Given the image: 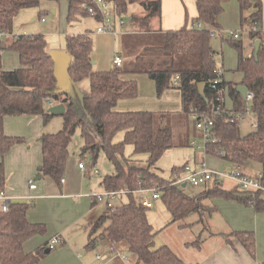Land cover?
I'll return each mask as SVG.
<instances>
[{"label": "trees", "instance_id": "trees-1", "mask_svg": "<svg viewBox=\"0 0 264 264\" xmlns=\"http://www.w3.org/2000/svg\"><path fill=\"white\" fill-rule=\"evenodd\" d=\"M108 1L113 4L115 18H123L128 4L135 2H139L146 11L141 24H146L152 16L160 14V0ZM228 1L196 0L197 15L194 20L200 26L188 27L183 24L178 29L166 30L161 43L148 48V51L157 54L155 60L162 59L161 62H140L131 68L123 66L96 71L91 58L93 43L90 33L66 35L64 51L69 56L71 90L63 89L57 83L53 59L43 34H22L7 46L18 53V68L4 70L0 55L1 155L13 145L24 142L21 136L4 133L3 118L7 115H40L45 125L55 115L47 111L49 106L46 101L51 100L52 104L63 103L65 106L63 126L57 132L43 133L39 138L42 162L37 174L49 176L57 185H61L69 145L77 128L83 141L82 152L88 151L95 158L98 151H102L114 163L115 172L104 176L100 184L104 190L123 189L127 200L116 211L104 213L89 222L87 247H92L102 237L109 242H124L127 250L143 264H199L184 262L168 245L155 246L156 232L146 216L148 207L142 204L143 192L151 188L157 190L159 198L171 213V222L183 219L190 213L203 212L208 208L202 203L206 198L221 197L255 211H264V197L258 192L241 190L237 185L225 189L221 183H214L193 198L185 195L182 185L177 186L171 182L173 179L167 180L151 170L161 155L173 147L172 127L165 120L169 114L148 110H115L120 99H133L138 94L136 81L123 78L128 72L147 74L154 82L157 97L166 89L176 88L180 93L182 113L186 117L191 112L205 111L209 114V109L216 103L215 90L210 87V83L218 77L209 31L220 28L218 18ZM84 2L90 1L69 0L67 21L79 16H90L81 7ZM39 3L40 0H0V33H11L14 18L21 8L36 7ZM237 3L241 26H255L254 30L249 29V38L252 41H264L261 0H237ZM248 9L251 12L244 15ZM93 17L97 21L101 20L98 13ZM224 40L236 53L235 70L242 75L237 85L246 86L252 99H243L232 83L222 81L219 84L225 89L224 97L231 100V107H224L220 115L212 116L211 135L215 141L205 144L204 153L239 169L249 160L264 166V49L260 48L256 57L253 52L245 56L240 38L230 36ZM84 79H88L89 88L78 98L75 86ZM200 81L205 82L204 96L197 90V82ZM247 113L255 117V127L242 135L238 128L239 119ZM119 133H123V137L116 141ZM126 145L133 147L129 157L123 153ZM138 154L147 156L145 164H138L137 159H132V155ZM183 168V165L173 166L171 174H179ZM4 187V163L0 161V191ZM32 205V202H10L7 211H1L0 208V264H35L45 255L49 240L40 243L32 251L24 248L32 238L44 236L47 232L44 223L29 222L27 211ZM230 234L250 255H254L252 230H235ZM226 241L233 246L230 237ZM198 242L195 240L192 243L198 246ZM259 264H264V259Z\"/></svg>", "mask_w": 264, "mask_h": 264}, {"label": "crops", "instance_id": "crops-1", "mask_svg": "<svg viewBox=\"0 0 264 264\" xmlns=\"http://www.w3.org/2000/svg\"><path fill=\"white\" fill-rule=\"evenodd\" d=\"M66 1H67V9H68L69 0ZM145 1H150V0H145ZM160 2H161L160 14L156 16H152L146 24H141V18L146 14L145 9L139 2H135V4H137V8L132 10V12L130 13L131 17L126 23L120 25L115 20L113 22V30L111 32L101 33L95 31V49L92 50L91 58L93 60V67L96 71H104L112 68L113 66L109 62L111 56L113 57L114 55H119L121 57L122 67L124 66L131 68L134 67V65L139 64L140 62L141 63L161 62L162 59L155 60L157 54L148 51V48L149 47L152 48L153 46L161 43L164 31L178 29L183 24H186L188 27L198 26V24L194 20L197 15L196 0H160ZM261 4H262V20H263L262 29L264 30V0H261ZM52 8L53 9L51 10V12L54 14L56 11L54 7ZM250 12L251 9H248L244 11V15H248ZM37 20H38L37 17H32L29 22L34 23ZM41 21L43 22L42 19ZM218 23L220 26L219 29L224 31L223 36L217 35L215 37H210L211 48L215 52L217 71L219 72V76L221 78V81H223V83H232L233 86L236 88L237 84L241 80L242 75L235 70L236 61H237L236 53L234 49H232L224 39L226 37L231 36L229 34L230 31L239 32L238 38L240 39L242 38L241 35L243 33V28L245 26H241L240 23V12H239L237 0H229L228 2L225 3L224 11L219 16ZM116 25L122 27L120 32L118 31V29L116 30ZM239 27L241 28V32L239 31L240 30ZM83 32H88V31L87 29L86 30L84 29ZM39 33L43 34L41 32L20 34L18 30L16 32L11 31V33L8 34L0 33L1 58L5 53L4 50L8 49L7 46L11 44L18 36H21L22 34L36 35ZM68 34L66 33L64 37ZM252 43L253 41L251 42V44H249L250 53L246 56H250V54L253 52ZM64 48H65V39L63 43H59L58 48L55 49V47H50L49 51L51 52L53 49L57 51H64ZM9 52L12 53V57H7V62H5V59L3 58V63H2V68L7 71L18 68L20 66L18 53L10 49ZM217 60L220 61L219 64H217ZM68 63H69V56H68ZM146 76L147 74L145 73L127 72V74H125L123 78L132 79V80L137 79L138 84L145 85L146 84L145 78L142 79L141 77H146ZM148 81L152 83L151 87H153L154 82L151 79ZM79 84L80 83H78L75 86V90H77V86ZM225 107L227 108L231 107V100L228 97H225ZM115 110L117 111L148 110L157 114L161 112H165L169 114V117L165 118V120L169 122L170 125L171 124L173 125V119L176 118L177 125L179 126L184 125L185 120L190 118L189 116L186 117L182 113L180 93L176 88L166 89L160 98L155 97L153 89L142 90V91L139 90L137 96L133 99H120L115 106ZM253 125H255V119L251 124V126L254 129ZM3 131L6 135L21 136L24 139V142L13 145L4 155L0 154V161H3L4 163V174H5V187L3 189V193L7 198L10 199L11 202H28V196L30 194L33 195L34 196L32 201L33 206L28 209L27 218L29 222L44 223L47 228V232L44 236H35L37 240H33V242H31L33 239L32 238L30 241H28L25 244L24 246L25 250L32 251L40 243L49 240L53 235L59 234L61 236V234L63 233V227L67 224V222H69L70 220L69 218L77 217L80 214H82L85 211L86 206L88 205L86 204L88 201L82 202V204L85 205L84 209H82L79 212H77L74 209L75 210L74 216H70L68 214L69 211L68 208H61L62 201L66 199L65 194L62 191V188H59L58 193L54 192L45 195V188L42 185L43 181H41L39 184L35 183V180H37L35 179L37 175V169L42 162V148L39 138L43 133H52L54 131L53 127L49 122L46 123L45 125L43 124L42 116L25 115V114L7 115L3 118ZM195 132L196 135H198V132L196 130ZM122 137H123V133H119L116 135L115 140L116 141L121 140ZM190 142L191 141L188 142L187 140V143H189V145H191ZM129 146H131V152H132L133 147L132 145ZM168 151L169 149L166 150L163 154L168 153ZM139 155L140 154L134 155L133 157L137 158L139 157ZM201 157H202L201 161L206 163L210 168L221 169L222 166L224 165H226V167L228 166L229 168L231 167V165L227 164L225 161L216 157L207 156L205 153H203ZM70 159L73 160L74 158H70L68 156L66 160L65 168ZM179 164L180 163L174 164L172 165V167L179 166ZM76 166H77V170L80 173L86 172L85 171L86 168L84 169L79 168L78 163ZM243 168L240 169L242 172L245 171V169ZM244 173L253 176L258 174L264 175V166L259 165L257 167V170L256 169L253 170V173H246V172ZM31 180L35 184L34 189L29 188V182ZM64 180L65 179H63L64 183L63 182L62 183L64 184V186H67L68 183L66 182V180L65 181ZM142 195L144 198L151 197L150 192L148 193L143 192ZM122 197L127 200L125 194L120 195L118 198L120 200H123ZM157 199H154L152 201V207L150 208L154 207ZM95 203H100V202H97L95 199H93V201H91L90 207H92ZM74 205L75 204L72 202L73 208ZM164 208L167 209L166 206H164ZM87 212H88V218H90L88 222L96 219V217H94V215L90 212V208L87 209V211L83 214L85 215ZM260 212L261 211H255V213H260ZM147 219L149 223L152 225L153 230L156 232V235L158 234V231L160 229H162L167 225V224L164 225L165 223L164 224L158 223L155 220L156 218L153 217L152 215H149ZM165 219L166 216L165 214H163L162 220ZM53 220H56L57 222H59V224L54 223ZM181 221L182 219L173 222L170 221L168 225L175 224ZM154 222H156L158 225L156 226ZM167 222L168 221H166V223ZM179 226L178 228H176L177 230H175L176 234L180 232ZM87 227L88 225L85 227V231H87ZM156 235L154 236V239ZM61 239L62 242L60 244L64 245L66 243V238L63 236V234L61 236ZM106 241L107 240L103 239L102 237L98 238L95 241V243L97 242L96 244H99L100 248L105 247V249L100 250L101 252L100 254L88 253L84 257L85 263L82 264H140L141 263L138 262L136 260V257L133 254H131L129 251L128 252L130 258L128 260L126 259V257L124 258L113 257V256L110 257L109 255L111 253L107 248ZM193 241H195V235H193V237L191 236V238H187V240H184L182 242L184 248L177 247L178 249H175L173 246L168 245L167 243L166 244L174 251V253L179 258H181L184 262L187 263L259 264V262L262 260V259L260 260L259 258H263V255H261V257L260 256L256 257L255 253L254 255H250L248 251L245 248H243V246H241L238 240H234L233 246L235 244L236 247L234 246V248H232L227 246L225 243L221 244L211 252V254L206 258V260H202L201 258H203L204 255L200 250V246L199 244L198 246L196 244L193 245L192 243ZM104 242L106 243L105 245H103ZM86 244L87 243H85V246ZM46 250H48V252L46 253H49L51 251L47 249V247ZM177 250H182V253ZM184 254H186L188 258L184 257ZM78 256L81 257V255ZM41 258H43V256Z\"/></svg>", "mask_w": 264, "mask_h": 264}, {"label": "rangeland", "instance_id": "rangeland-1", "mask_svg": "<svg viewBox=\"0 0 264 264\" xmlns=\"http://www.w3.org/2000/svg\"><path fill=\"white\" fill-rule=\"evenodd\" d=\"M52 7H54L56 11L54 14L51 12V10L53 9ZM135 8H137V4H128L126 12L122 15L124 23H126L130 19V13ZM66 13V0H40L38 6L24 7L18 11L12 27V31L16 32L18 30L20 34L41 32L45 36L47 48L49 49L50 47H55L56 49L59 47V43H63L65 39L64 35L66 33H81L84 31V29H87V31L92 36L94 50L95 31L97 27L101 26V22L97 21L91 15L79 16L75 20L67 21ZM32 17H37L38 20L34 23L29 22ZM41 19L43 20V22L41 21ZM108 19H110L111 21L108 22V24L111 25L115 20L116 22L118 21V17L115 18L113 14H111ZM121 28L122 27L116 25V30L118 29L119 32L121 31ZM244 28L248 30V27ZM244 28L243 30H245ZM239 31L241 32V28ZM241 36L242 45L244 46L243 54L246 56L250 53L249 44H251L252 40L249 38L248 33L245 31H243ZM53 51L57 50L53 49L51 52ZM4 52L5 53L2 57V63L3 58L5 59V62H7V57H12V53L9 52V49H5ZM112 58L113 57L111 56L109 62L110 64H112ZM219 63L220 61L217 60V64ZM141 78H145L146 84H138L136 79L135 81L138 85V92L139 90L142 91L153 89L155 97L160 98L161 96H156L154 83L153 87H151L152 83L148 81L150 80L148 76ZM88 88V79H84L77 86L76 96L78 98H81L82 95L86 93ZM74 100H76L75 97ZM254 119L255 117L252 113H247L239 119L238 128L240 134L245 135L253 130L251 124L253 123ZM48 122L53 127V132H57L58 130L62 129L63 126L62 114L51 116ZM171 127L173 147L169 149L168 153L162 154L161 157L156 161L154 167L151 168L152 171H155L158 175L167 180L174 179L173 175L171 174V167L174 164L180 163L179 166H182L187 163L189 166H195L197 169H199L201 167V156L204 153L203 147L196 148L187 143V140L188 142L196 140L198 144H204V140L201 138L198 130L195 128L194 122L191 118L185 120V124L182 126L177 125V120L176 118H174L173 125L171 124ZM195 130L198 132L199 136L196 135ZM81 138L82 137L80 135V130L79 128H77L72 135L69 145V157L74 159H70L68 161L62 176L63 179H65L68 183V187L64 186V182L61 183L60 187L49 176H43L40 179L35 180V183L39 184L41 181H43L42 185L45 188V195L54 192L58 193L59 188H62L66 199L62 201L61 208H68V214L70 216H74L75 210L79 212L84 209L85 205H83L82 202L88 201L86 203L88 205L86 206V209L83 213H85L87 209L90 208V212L94 215V217L98 218L100 215L107 212V208L102 203H95L92 207H90L91 201H93L94 195L103 192L104 188L100 184V182L102 181L104 176L110 175L115 172V166L114 163L111 162L102 151H98L95 158L93 157L92 153L88 151L82 152L81 148L83 146V141ZM123 153L125 157H129L131 153V146L126 145ZM132 159H137L136 163L138 164H145L147 156L140 154L139 157H133ZM120 161H123L122 157H120ZM79 162L84 164L86 172L80 173L77 170L76 165ZM259 165V163L249 160L244 165V172L253 173V170H257V167ZM221 170H229V167H226V165H224L222 166ZM221 185L225 189H230L235 184L232 180L224 178L221 182ZM203 187V184L198 186L186 184V186L182 187V190L185 195L193 198L198 193L203 191ZM125 201V198H123V200H120L118 198L113 201V204L117 207H121L122 203ZM72 202L75 204L74 208L72 206ZM202 203L205 206H208V208L203 210V212L190 213L188 216L183 218L181 222L170 225L168 224L171 221V215L169 211L164 208L165 205L161 198L157 199L153 208H147V217L149 215H152L156 218L155 220L158 223H165L164 225L167 224L165 227L158 231V234L154 239L155 246L158 247L162 244L167 243L168 245L173 246L175 249H178L177 247L184 248L182 242L184 240H187V238H191V236L193 237V235H195V240L199 241L198 244L200 246V250L204 255L201 259L206 260L211 252L221 244L225 243L227 246L234 248L235 244L234 246L229 245L226 241V238L230 237L233 241L234 238L230 234L232 233V231L246 229L252 230L254 233L255 256L261 257V255H263V258L259 259H264V211L255 213V211L250 207H246L242 204L237 203L236 201L226 200L221 197H216L213 199L206 198L202 200ZM83 213L77 217L69 218V222H67V224L63 227L62 234L66 238V243L64 245L59 244L54 249H51V251L49 253H46L43 258L39 259L36 264H82L85 263L84 257L88 253L100 254V250L105 249V247L100 248L99 244H96L97 242L92 247L85 246V243H87V231H85V227L88 225V220L90 218H88V212L85 215ZM163 214H165L166 216L165 220H162ZM166 221L168 222L166 223ZM53 222L59 224V222H57L56 220H53ZM154 223L156 224V226L158 225L156 222ZM178 226L180 232L176 234L175 230H177L176 228H178ZM98 234L99 233H97V235ZM33 240H37V238H33L31 242H33ZM106 243L108 248L110 242L106 241ZM106 243L104 242L103 245H105ZM122 246L125 250L124 256L128 260L130 256L126 248V244H122ZM177 251L182 253V250ZM78 255H81V257H79ZM109 256L112 257L111 254ZM184 257L188 258L186 254H184ZM140 264L143 263L141 262Z\"/></svg>", "mask_w": 264, "mask_h": 264}, {"label": "built area", "instance_id": "built-area-1", "mask_svg": "<svg viewBox=\"0 0 264 264\" xmlns=\"http://www.w3.org/2000/svg\"><path fill=\"white\" fill-rule=\"evenodd\" d=\"M90 2H84L81 4V7L86 10L91 16H94L96 13H98L101 17V26L97 27V32H111L113 30V24H108V22H111L109 16L111 14L114 15V7L112 2L108 0H89ZM120 25L124 23L123 18H118L117 21ZM200 26V25H198ZM255 29V26L248 27V30H243L248 33L249 29ZM223 30L220 29H211L209 31L210 37H215L217 35L223 36ZM229 34L233 38L239 37V32H229ZM112 66L116 68L122 67V59L119 55H114L112 58ZM214 78L213 81L210 83V87L215 90V97H216V103L211 106L209 109V114L205 111L202 112H191L189 114V117L193 120L195 128L200 133L201 138L204 140V144H198L196 140H192L190 142L191 146L200 148L203 147L205 150V144L208 141H215L214 137L211 135V129L213 126V118L212 116L220 115L224 111L225 107V97L223 95L224 88L222 86H219L220 83H222L221 78L219 76ZM246 100L252 99V94L248 91L246 93ZM47 106L52 105L51 100L46 101ZM255 127V125H253ZM184 168L181 173L179 174L174 173L173 174V180L171 181L175 185H182V184H190L192 186H198L203 184L204 189H208L212 184L214 183H221L224 178H228L234 182L235 185L239 187L241 190H251L254 192H258V194L261 197H264V180L263 175H248L243 173L238 167L231 166L229 170H221V169H213L210 168L206 163L201 161V167L197 169L195 166L191 167L188 164L183 165ZM78 167L81 169H84L85 166L82 163H78ZM96 173V171H95ZM61 182H63V178L61 179ZM29 188L34 189L35 184L31 180L29 182ZM145 191V190H144ZM150 192L151 197L144 198L142 200V204L148 208L152 207V201L154 199L159 198V193L156 189L151 188L146 190ZM125 194L124 190H103L102 193H98L93 196V199H95L97 202L103 203L107 208V213H112L117 210V206L113 204V201L117 199L120 195ZM33 195L28 196V202L33 201ZM10 199L7 198L3 191H0V208L1 211H7ZM62 242L61 236L59 234L53 235L47 244V249L51 250L54 249L57 245H59ZM122 242H110V245L108 247L111 255L113 257H120L124 258V247L122 246Z\"/></svg>", "mask_w": 264, "mask_h": 264}, {"label": "water", "instance_id": "water-1", "mask_svg": "<svg viewBox=\"0 0 264 264\" xmlns=\"http://www.w3.org/2000/svg\"><path fill=\"white\" fill-rule=\"evenodd\" d=\"M260 48L264 49V41L261 39H255L253 41V55L256 57L258 51ZM51 57L53 59L54 63V74L57 79V83L66 90H71V81L68 74V55L64 51H53L51 52ZM204 86L205 82L200 81L197 82V90L199 94L204 96ZM237 92L242 96L243 99L246 97V93L248 92V89L244 85H237L236 86ZM47 111L50 114H63L65 111V106L63 103L58 104H52L47 108ZM41 176L40 174H37L35 179H39ZM185 184H182V187H184ZM48 252V250H46Z\"/></svg>", "mask_w": 264, "mask_h": 264}]
</instances>
